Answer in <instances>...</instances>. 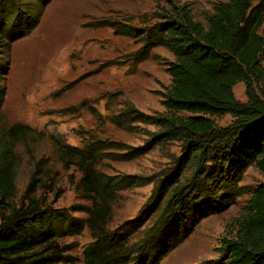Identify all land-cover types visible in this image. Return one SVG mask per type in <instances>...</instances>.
<instances>
[{
    "label": "trees",
    "instance_id": "16d2710c",
    "mask_svg": "<svg viewBox=\"0 0 264 264\" xmlns=\"http://www.w3.org/2000/svg\"><path fill=\"white\" fill-rule=\"evenodd\" d=\"M46 3L0 0V56L36 28ZM127 29L114 31L141 38L136 55L140 60L157 47L173 58L166 68L170 86L161 100L165 114L148 116L127 106L109 122L125 131L133 124L156 128L152 143L179 142L182 161L157 182L135 221L111 233L107 223L111 204L116 193L132 183L106 177L96 164L107 150L119 147L91 135L79 148L53 139L64 167H75L82 175L78 190L91 206L81 221L41 209L34 199L37 165L18 203L12 204L17 194L9 140H23L29 129L10 128L0 150V264H54L62 252L56 239L80 235L85 228L92 242L83 250L84 264H160L203 219L234 203L248 168L264 175V0L217 2L204 24L196 22L187 7L173 5L138 35L139 30ZM6 72L0 58V80ZM239 83L245 86L244 103L233 94ZM1 96L0 92V103ZM223 115H229L231 123L215 127L211 118ZM248 194L233 235L221 240L214 260L202 264H264V183ZM149 206L150 214L145 210ZM151 214L154 219L145 227ZM134 233L137 237L131 240Z\"/></svg>",
    "mask_w": 264,
    "mask_h": 264
},
{
    "label": "rangeland",
    "instance_id": "374dc122",
    "mask_svg": "<svg viewBox=\"0 0 264 264\" xmlns=\"http://www.w3.org/2000/svg\"><path fill=\"white\" fill-rule=\"evenodd\" d=\"M44 1L48 3L36 28L14 43L7 55L0 56L7 67L0 80V150L8 141L10 128L29 129L23 140H9L14 147L17 194L12 204L18 203L37 165L34 199L41 209L67 213L84 221L85 210L91 204L78 190L82 175L75 167H64L53 139L79 148L91 135L119 147L105 152L106 156L96 164L98 172L114 179L127 178L132 183L117 192L111 204L108 232L119 233L135 221L154 194L157 182L175 170L182 155L179 142L154 145L151 138L157 130L152 126L133 124L132 130L125 131L109 122L127 106L148 116L164 115L162 95L170 86L166 68L173 62L170 53L161 47L140 60L136 55L141 49V38L131 39L114 30L136 29V36L173 5L187 7L193 19L204 24L213 5L225 0ZM233 94L238 102L246 101L242 83L233 88ZM211 120L217 128L232 121L229 115ZM261 183L264 175L248 168L240 179L242 192L234 203L203 219L160 264H202L214 260L221 240L233 235L242 220L249 191ZM101 205L98 201L97 207ZM145 210L149 214L152 211L150 206ZM153 215L147 218L145 227ZM136 237L134 233L130 239ZM91 242L86 228L80 235L58 237L55 243L62 252L54 264H84L82 253Z\"/></svg>",
    "mask_w": 264,
    "mask_h": 264
}]
</instances>
